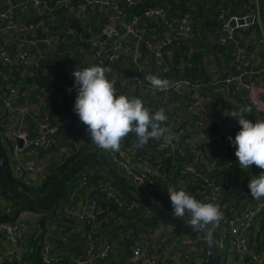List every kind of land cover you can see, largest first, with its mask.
<instances>
[{"label": "built area", "instance_id": "built-area-1", "mask_svg": "<svg viewBox=\"0 0 264 264\" xmlns=\"http://www.w3.org/2000/svg\"><path fill=\"white\" fill-rule=\"evenodd\" d=\"M195 1L176 0L185 7L180 18L172 19L164 6L148 7L143 0H0V145L10 176L32 187L40 184L35 180L38 168L32 160L22 164L20 157L25 153L40 159L38 151L45 155L69 134V141L76 142L74 151L94 149L89 152L104 156L124 180L170 214L169 187L194 189L197 200L218 204L223 212V219L214 229L224 240L223 252L235 256V264H246L247 260L264 264V200L255 207L249 202H243L242 207L235 205L236 196L227 200L234 187L231 182L218 180L212 170L220 168L216 166L220 157L237 158L235 147L227 139H234L237 133L224 118H218L214 125L208 122L206 105L211 95L203 96L207 89L217 90L215 96L231 95L233 86L245 89L254 122L264 120V84L257 78L264 70V58L248 49L255 42L254 27L264 40V0H256L253 13L247 16L232 15L229 6H217L221 32L228 31V36L217 42L231 58L232 70L227 75L213 72L207 81L191 80L183 74L194 67V51L188 49L178 54L176 76L168 79L173 82L168 90H156L146 79L149 75L167 77L170 68L164 55L168 49L174 45L181 48L182 37L203 33L201 18L195 20L192 15ZM250 16L257 22L228 29L231 20ZM104 17L106 22L102 23ZM72 21L90 35L87 40L67 26ZM159 22L169 35L151 33L150 28ZM113 63L116 70L112 69ZM93 64L110 70L106 77L115 82L117 95L140 98L159 93L145 107L153 114L161 108L176 113L170 123L162 125L179 137L173 141L174 148L151 140L144 156L135 149H124L122 144L116 152L99 148L91 139L80 141L87 132L73 111L76 91H68L73 88L74 77L68 82L60 78ZM32 78L39 82L28 81ZM185 94L188 97L184 105L169 102L171 95ZM192 131L204 135L202 142L210 147L212 163L199 140L187 149ZM73 177L67 199L79 216L72 219L66 210L69 202L60 205L61 201L54 217L39 225L40 231L32 240L36 241L42 263L62 261L60 242H72L83 234L82 245L71 243L75 252L69 258L71 264L210 263L214 241L209 246L206 236L193 237L161 219L154 220L156 216L122 193L98 164H86ZM0 201L6 202L1 193ZM176 218L189 224L187 214ZM94 224L101 229L99 237H93ZM27 232L22 218L0 221V264H29L25 257L33 250ZM22 250L24 256L19 254Z\"/></svg>", "mask_w": 264, "mask_h": 264}, {"label": "clouds", "instance_id": "clouds-1", "mask_svg": "<svg viewBox=\"0 0 264 264\" xmlns=\"http://www.w3.org/2000/svg\"><path fill=\"white\" fill-rule=\"evenodd\" d=\"M109 69L92 65L83 69L76 68L71 75L74 77L73 88L76 99L73 111L80 121L86 125V132L91 142L105 151L118 152L121 142L130 134L134 137L133 148L142 149L150 140L162 141L165 147H175L173 141H178L169 128L164 127L168 116L163 108L154 114L149 111L142 99L117 95L115 82L106 77ZM146 79L152 88L166 91L173 86V82L149 75ZM251 108L241 107L230 113L240 126V130L233 139H227L235 147V156L240 169L250 168L252 165L264 170V120L255 123L246 117ZM248 188L254 199L264 198V171L249 180ZM168 196L171 213L174 217H190L189 225L196 230H206V242L211 246L213 230L223 219V212L218 204L204 203L197 200L187 191L169 187Z\"/></svg>", "mask_w": 264, "mask_h": 264}, {"label": "crops", "instance_id": "crops-1", "mask_svg": "<svg viewBox=\"0 0 264 264\" xmlns=\"http://www.w3.org/2000/svg\"><path fill=\"white\" fill-rule=\"evenodd\" d=\"M49 2H53L54 0H48ZM113 1V0H111ZM115 1V0H114ZM144 2L146 1L149 5L153 4V3H158L159 0H143ZM163 1V0H161ZM209 2H211L212 4V12L213 17L212 20L215 21L217 23V27L219 28H215L214 32L209 33L207 31L206 33V27H205V31H203V26L206 23V19L204 15H200L199 18H201V31L203 32L202 34H199L198 37H187V38H180V42L182 43V47L179 48L177 47V45L171 46L167 53L164 55V60L166 65L170 68V73L167 77H163L162 79H170L174 76V74L176 73L175 70V65L177 62V58H178V54L181 52L184 53L186 50L191 49L194 51V62H195V69H196V74L199 75L198 77L200 79H202L203 81H207L208 76H210L213 72H216L218 74H220L221 76H225L227 75L231 70H232V65H231V58L228 54H224L221 52L216 51V49H214V47L217 45V42L214 44H211L209 41L212 37H214L215 34L220 33L221 29H220V25L219 22L217 20V15L218 13H216L215 11V5L218 4V6H222L225 7L227 4H229V7L231 8V13L232 15H236V16H247V15H251L256 7L255 3H254V8L250 6V0H209ZM156 6V4L154 5ZM214 6V7H213ZM199 7V6H198ZM206 8V7H205ZM204 8V9H205ZM194 12H197V9L195 7ZM203 12H205V10H203ZM202 12V13H203ZM207 18V17H206ZM261 21H262V25L264 27V8L261 7ZM106 22V17L103 18L102 23ZM153 27V26H152ZM255 28V27H254ZM151 29V33L152 34H161V35H169V31L164 29V25L162 23H157L155 25V27L150 28ZM255 32V42L254 45L249 47V51H256L258 52L260 55L263 56L264 58V40L262 38V34L258 31H256L255 29H252ZM203 34H205V36L202 38ZM259 35V36H258ZM205 37L207 38V41L204 43V39ZM208 43V44H207ZM127 47L131 46L130 43L125 44ZM213 46V47H212ZM229 53V52H228ZM123 54V53H122ZM122 58V57H121ZM95 65V64H93ZM92 66V65H91ZM112 69L116 70V63L112 64ZM107 76V74H106ZM73 76L71 75V73H64L61 75V82H68ZM260 81H262V83L264 84V70L263 72H261L258 77H257ZM217 93V90L215 89H210L206 92L203 93V96L206 98V95L210 94L211 96L208 99V104L206 105V116L208 119V122L211 125L215 124V121L218 118H224L225 120H227V122H229V124L232 126V130L233 132L236 134L238 130H240V126L238 125V122L235 118L230 117V113L234 110H239V108L241 107H249V104L246 100V93H245V89H238L236 86H233L232 91H231V95L227 94H220L215 96V94ZM159 93H156L154 95H158ZM189 95L191 93H188ZM154 95L149 96L151 97V102L152 99L154 97ZM141 97H144L142 99H145L146 96L143 95ZM140 97V98H141ZM188 95H171L169 97V102L172 105H184V103L187 100ZM149 103V102H148ZM64 109H65V115L68 114L67 112V104L64 102ZM252 110V108H251ZM166 115L168 116V123H170V121H172L175 117H176V113L173 112V110L171 111H167L165 112ZM248 120H250L251 122L255 123L253 118H252V111L250 114L247 115L246 117ZM82 126V125H81ZM190 137H189V145H187V149H190L191 146H194L197 141L199 140L200 143H202L203 148L207 149V151L205 152V156L207 158V160L212 163L214 161V159L210 156L209 151H210V147L209 145H206L204 143V141L202 142V137H204V135L201 132H196V131H192L189 133ZM80 137V136H79ZM73 143L76 144V142L72 141ZM60 143V142H59ZM59 143H55L52 150H50L49 152H47L45 155H42L40 153V151L37 152V154L39 155V157H41L40 159L38 158V156L31 154V155H27L25 153H23L24 155L21 158V163H26L27 161H34L35 162V166L38 168V173L36 174L35 180H39L37 181L38 183H41V181L44 179L47 171L51 168H53L52 166H54V162L53 159L56 158L55 156L57 155V152L59 150L58 148V144ZM72 146H68L66 147L67 149H70ZM219 169V173H216V178L220 181L224 180V181H228L231 182L234 190L235 191H243L244 192H248V184H245V180L246 176L252 175V172H250L248 175H246V173H244V176L241 174L240 170H234V169H229L228 170H224V168L220 167ZM248 170L250 171V169L248 168ZM228 171V172H227ZM264 171V170H263ZM225 172H227V175H224ZM228 190V189H226ZM232 193V191L228 192V195ZM261 200H264V198L261 199H254L250 193L247 195H245L243 198L236 200L235 205L242 207V203L243 202H249V206H253L255 207L257 205V203ZM69 202L68 199L63 200L60 205H63L64 203ZM57 207V206H56ZM56 207H55V213H56ZM14 206H13V210H14ZM10 209V208H9ZM12 209V208H11ZM67 213H70L69 216L73 217L72 219H76L79 216V211L78 209L74 208L73 204L71 202H69L67 208ZM7 212H12L11 210H7ZM42 213H37V212H31V211H22L19 216L16 218H22L25 220V222L27 223V227H28V233L30 235V237L28 239H32L33 236H35L36 234L39 233L40 231V221H41V216ZM100 220V218H99ZM96 224H94V227ZM30 246L32 247V244L29 241ZM37 245V244H36ZM34 248V247H33ZM226 253V254H224ZM19 254H22L23 256L25 254H23V250L20 251ZM37 254V252H36ZM27 257V256H26ZM25 257V258H26ZM235 256H233L232 254H229L227 252H223L222 253V257L219 261L218 264H235ZM27 262L29 264L30 261L27 260ZM34 264V263H33ZM119 264V263H117ZM246 264H251V262L249 260H247Z\"/></svg>", "mask_w": 264, "mask_h": 264}, {"label": "trees", "instance_id": "trees-1", "mask_svg": "<svg viewBox=\"0 0 264 264\" xmlns=\"http://www.w3.org/2000/svg\"><path fill=\"white\" fill-rule=\"evenodd\" d=\"M114 1V0H113ZM115 1H119V0H115ZM159 5V6H164L165 8L168 9V13H169V17L172 19H177L180 18V16L182 15L181 13L184 11V7L185 5L181 4V3H177L176 0H159L158 3H153L151 4V6L148 7H154V5ZM192 5H194L197 9V12L192 11V15L193 18L196 20L200 17V15L202 16V12L203 10H205V14L208 15L209 13L212 12V4L211 2H209V0H197L195 1ZM146 6V5H145ZM199 6V7H198ZM217 6L218 4L215 5V11L217 12ZM229 6V4H227L225 7ZM206 7V8H205ZM214 7V6H213ZM205 8V9H204ZM254 8V5H253ZM127 11V9L125 10ZM128 12V11H127ZM133 12V11H131ZM217 15V14H216ZM211 16V15H210ZM209 16V17H210ZM208 18L206 19V23L203 26V31H205V27L206 29V33L207 31L209 33L214 32L215 28L217 27V23L213 20H210ZM218 20V18H217ZM213 21V22H212ZM102 22V21H101ZM219 25H220V29H221V23L218 20ZM218 28V27H217ZM219 29V28H218ZM205 36V34L202 36ZM208 37H205V39L203 40L204 43L207 41ZM208 44V43H207ZM213 47V46H212ZM214 49H216V51L224 53V50L219 48L218 45H216L214 47ZM221 49V50H219ZM225 54V53H224ZM194 60V59H193ZM185 76L189 77L191 80H196V79H200L196 74V69H195V62H194V67L192 69H188L183 73ZM174 76H176V73L174 74ZM173 76V77H174ZM61 81V80H60ZM41 83L44 82V80L40 81ZM144 97H141L140 99H142ZM145 106L148 104V102L151 100L149 97L146 96L145 99H142ZM69 134L67 135H63L61 140L58 142V148L60 146L63 145V141H69ZM133 139L134 137L132 136V134H130L128 137H126L124 140L127 144H133ZM151 143V140L149 141V143L147 145H149ZM0 144H1V138H0ZM2 145V144H1ZM75 143L72 142V146L73 149L75 147ZM145 148V147H144ZM144 148H142L141 152H138L141 155L147 156L144 153ZM89 150L94 151V149H81L76 155H73L72 157L66 159L65 161H62L61 159L59 160V163L61 164H56L54 166H52L53 168L49 169L44 177V179L41 181V183L37 186V187H32L27 185L24 181L20 180L17 181L15 179H13L11 176V180L12 182L17 186V188H19L25 195H27L30 199L34 200V201H43L47 198L48 194L50 193V191L52 190V188L54 187L55 183L57 182V180L59 179L60 175L63 173V171L67 168V166H69L76 158L80 157L81 155H83L86 152H89ZM62 161V162H61ZM58 163V162H57ZM216 166L217 167H222L225 169H227L229 171V169H234V170H243L240 169L239 165H238V159L237 158H232V157H220L217 161H216ZM254 166V167H253ZM250 171L252 172L251 176H246L245 180V184L249 183V180L254 178V176H258L263 170L258 171L257 168H255V165H252L250 168ZM219 169L218 168H214L212 170V174L216 177V173H219ZM246 173V172H245ZM74 177H72L70 179V181L64 186L63 190L61 191L56 206L59 202L67 199V193L69 190V186L74 182L73 181ZM161 182L163 183L162 179H160ZM149 182H152V179L149 178ZM113 183V182H112ZM114 184V183H113ZM115 185V184H114ZM155 185H157V183H155ZM117 186V185H115ZM118 187V186H117ZM190 195L194 196L196 199V194H194V189L188 188L186 190ZM122 192V191H121ZM235 192V193H234ZM0 193L2 194V196L7 199L9 202H12V207L13 205L15 207L14 210H12L11 214H1L0 216V221H15L16 218L19 216V214L22 211H31V212H37V213H42V214H46V216L44 218L41 219L40 221V225H44L45 221L48 219H52L54 217L55 214V208L54 209H47V210H30L27 209L25 207H23L21 204H19L6 190H4L1 186H0ZM123 193V192H122ZM247 193H250V190L248 188V192H244L243 191H235L233 189L232 193H230L227 197V200H230L233 196H236V200H239L241 198H243L245 195H247ZM168 201H169V196H168ZM170 202V201H169ZM233 203V201L231 202ZM154 220H160L158 217L154 218ZM105 220L103 219V224H105ZM100 228H98V226L96 225V228L93 229L92 234L93 237H99L100 236ZM188 234V233H187ZM190 235V234H189ZM196 235V234H191V236ZM85 236V234H83L81 236V238L77 237L74 241L72 242H76V243H80L82 245L83 243V237ZM62 243L60 242L59 245V251L61 250V254H62V261L58 262L57 264H71L69 258L72 254H74V250L72 249L71 243ZM30 243L32 244V247H34V251L33 253H31V255L27 256L28 257V261H30V263H34V264H44L42 263V261L39 259L38 255L36 254L37 252V245H36V241L34 240H30ZM59 243V242H57ZM71 245V246H69ZM66 246V247H64ZM78 251V249H77ZM26 259V258H25Z\"/></svg>", "mask_w": 264, "mask_h": 264}, {"label": "water", "instance_id": "water-1", "mask_svg": "<svg viewBox=\"0 0 264 264\" xmlns=\"http://www.w3.org/2000/svg\"><path fill=\"white\" fill-rule=\"evenodd\" d=\"M256 23L257 19L253 16L247 17L245 19L239 18L236 21L231 20L229 22L228 29L234 28L235 25H244L249 23ZM67 26L80 34L85 40H87L90 35L82 28V26L77 22H69ZM109 31V29H108ZM107 33L103 36V39L106 38ZM228 36V31L220 32L214 35L210 39V43L214 44L221 39H225ZM28 81L38 83L39 81L36 78L29 79ZM18 144L21 145V141H18ZM88 163L98 164L107 177L118 186V188L126 194L129 198L138 202L146 210L151 211L156 217L170 224L171 226L179 229L183 232L189 234H198L206 236V230H196L194 231L189 224L179 220L178 218L172 216V214L163 210L160 206L154 203L152 200L148 199L142 195L137 189H135L131 184H129L123 177L111 166L109 161L97 152H86L80 157L76 158L60 175L59 179L55 183L54 187L48 194L47 198L43 201H34L25 195L17 186L12 182L4 151L0 145V186L6 190L19 204L23 207L30 210H47L54 209L58 197L63 190L64 186L70 181L74 176L76 171L81 167L85 166ZM213 255L209 264H218L223 252L224 240L219 231L213 230Z\"/></svg>", "mask_w": 264, "mask_h": 264}, {"label": "rangeland", "instance_id": "rangeland-1", "mask_svg": "<svg viewBox=\"0 0 264 264\" xmlns=\"http://www.w3.org/2000/svg\"><path fill=\"white\" fill-rule=\"evenodd\" d=\"M256 2V0H250V6L251 7H253V5H254V3ZM145 5L146 6H151V5H149L146 1H145ZM213 12H211V13H209L208 15H206L205 14V12H203L202 13V15H204L205 16V18L207 17H209L210 15V17H209V19L210 20H212V17H213ZM213 22V21H212ZM255 30H257L258 32H259V34L261 33L260 32V30L258 29V27L256 26L255 28H254ZM259 36V35H258ZM239 131V130H238ZM237 131V132H238ZM84 135H86V138H84V139H82V137L80 138V141H82V142H86V141H88V140H90V135L89 134H87V133H85ZM77 139H79V138H77ZM121 144H122V146L124 147V149H135V148H133V146H132V144H127L126 142H125V140H123L122 142H121ZM68 146H72V141H63V145L62 146H60L59 147V150H58V152H57V155L55 156L56 158H54L53 159V164L54 165H56V164H61V163H59V160L61 159L62 161H65L66 159H68V158H70V157H72L73 155H76L78 152H76V151H74V149H73V146L70 148V149H67L66 147H68ZM52 149H54V148H52ZM51 149V150H52ZM135 150H137L138 152H141L142 150L141 149H135ZM61 161V162H62ZM58 162V163H57ZM254 167V166H253ZM255 168H257L258 169V171H260L261 169H259L257 166H255ZM240 172H241V174L244 176V173L246 172V175H248L251 171H249L248 170V168L247 169H243V170H240ZM249 176H251V175H249ZM244 181H245V179H244ZM6 200V202L5 203H2L1 201H0V214H8V215H10L11 214V212H7V210H13V208L11 209V207H12V202H9L7 199H5ZM14 206V205H13ZM10 208V209H9ZM15 209V208H14ZM46 216V214H42L40 217L41 218H44ZM26 234H28V232L26 233ZM195 235H193V237H194ZM31 247V246H30ZM31 249L34 251V248L33 247H31ZM32 251V252H33ZM224 254H226V253H224ZM26 259H28V257H26Z\"/></svg>", "mask_w": 264, "mask_h": 264}]
</instances>
